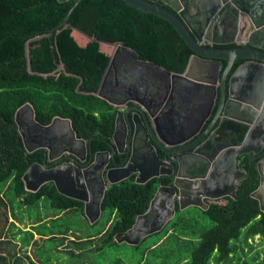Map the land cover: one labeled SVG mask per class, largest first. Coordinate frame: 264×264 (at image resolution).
Returning <instances> with one entry per match:
<instances>
[{
    "label": "trees",
    "instance_id": "16d2710c",
    "mask_svg": "<svg viewBox=\"0 0 264 264\" xmlns=\"http://www.w3.org/2000/svg\"><path fill=\"white\" fill-rule=\"evenodd\" d=\"M74 1L0 0V207L3 203L13 216L7 223L6 212L0 213V264H11L16 257L14 249L7 254L2 251L7 230L14 243L8 239L9 244L19 251L33 245L36 259L28 257L27 264H60L59 254L50 252L56 255L57 262H53V258L44 256L40 250L48 244L61 245L69 233L75 232L64 253L68 254L67 259L74 258L83 264L84 251L75 254L71 246L80 250L90 246L88 252H104L107 247L125 244L117 243L114 236L132 227L136 217L146 212L157 190L156 178L138 184L130 177L110 184L100 204L105 224L92 232L77 235L78 230L55 227L40 218L28 223L30 229H27L28 224L24 228L16 226L17 222H24L11 211L14 202L23 207L38 204L42 197L60 211L77 209L84 214L83 202L60 194L52 182L43 184L35 192L24 189L22 176L33 162H42L44 151L26 152L14 119L19 107L29 103L35 121L43 125L56 116L67 118L76 135L84 139L109 137L113 132L115 111L112 106L93 93L78 91L76 76L63 71L51 73L58 53L68 71L78 72L84 80L93 76L97 67L86 69L87 63L77 60V56H86L94 64L98 55L96 49L102 46L121 43L140 48L167 38L183 50L181 61L173 67L177 72L184 70L192 53L169 22L123 0H81L68 16L70 26L51 33L50 30L64 20ZM27 41L32 72L28 71ZM211 46L224 47H206ZM97 80L94 78L93 83ZM227 128L236 133L233 142L239 143L248 126L226 121L218 130L220 138L228 135ZM258 183L256 168L252 167L248 178L239 184L235 199L227 196L223 198L224 203L209 202L206 209L191 206L180 210L176 204L175 214L164 228L145 237L138 245H130L133 255L126 257V263L121 260V264H264V249L253 252L255 246L250 242L258 236V246L264 245V213L251 196ZM35 234L39 239H34ZM39 243L41 246L36 247ZM19 261L17 259L16 263ZM115 261V264L120 263L119 258Z\"/></svg>",
    "mask_w": 264,
    "mask_h": 264
},
{
    "label": "water",
    "instance_id": "95a60500",
    "mask_svg": "<svg viewBox=\"0 0 264 264\" xmlns=\"http://www.w3.org/2000/svg\"><path fill=\"white\" fill-rule=\"evenodd\" d=\"M60 2L65 0H58ZM81 0H75L64 20L51 29L50 32L58 33L61 27H68V16ZM143 12L151 13L169 22L185 44L190 48L193 55L188 63L183 75L192 79L197 85L215 84L214 80H206L203 76L196 78L189 76V70L193 59L198 61L197 70L201 73L209 67L205 63L214 60L220 67L225 63L223 71L219 68L217 78H220V102L214 115L213 122L219 114H227L229 103L233 105V117L236 121L248 126L242 141L236 145L224 147L216 155L211 163L210 169L203 178H181L177 177L172 185H158L157 190L150 201L145 213L138 215L131 228L124 232L117 233L114 240L117 243H127L138 245L145 237L161 231L166 223L174 216L175 206L183 210L194 206L201 209L208 207L209 201L221 199L223 197L236 198L235 190L237 183L246 177V171L237 168V157L245 153L258 154L264 147V0H123ZM160 3V4H159ZM162 4V5H161ZM169 7L172 11H170ZM249 46H244L248 42ZM216 45H227L237 43L238 46L232 49H215L205 47L206 42ZM26 56L28 71L32 72L30 64L29 41L26 43ZM241 62L234 71L231 66L236 62ZM199 65V66H197ZM180 76L178 73H173ZM183 76V77H184ZM226 102V105H225ZM225 105V106H224ZM22 107H29L25 103ZM223 107H225L223 109ZM18 110L15 112V122L21 135L26 152H32L39 146L30 148L25 143L24 133L20 128ZM133 110V111H132ZM178 114V110L174 111ZM137 108L126 109L123 113L128 124L127 135L129 146L134 149L137 141H142L150 153L151 159L160 160L154 152V148L161 146L164 139L159 131L155 120L146 112L142 116L144 121L142 136L138 138L137 118L140 115ZM120 114H116V121ZM142 115V114H141ZM65 121L70 125V120L62 117H54L52 122ZM35 125L48 129L50 124H40L35 121ZM51 122V124H52ZM74 136L73 130L70 128ZM116 132L113 133V137ZM177 134V131H175ZM75 140L84 142L82 139ZM113 141V139H112ZM112 141L107 144L112 150V155L116 151V145ZM90 147V146H89ZM72 152V151H71ZM73 153V152H72ZM108 153V152H107ZM133 154V153H132ZM72 160L80 159L77 154H72ZM146 155L140 158L145 159ZM52 160L50 153H44L41 163L33 162L22 176L24 189L35 192L43 184L52 182L57 191L67 197L83 202L85 215L90 223L95 222L101 215V200L107 186L118 183L136 174L134 182L143 184L153 177L165 172L157 165L154 168H144L143 165H135L130 162L116 167L109 168L105 176L101 178L102 190L100 199L96 203L95 211L89 212L91 196L88 195L86 184L88 182V170L81 169L71 162L58 165H50L47 161ZM257 172L259 184L251 192V196L258 201L259 209L264 213V157L257 161ZM149 170L148 172H144ZM62 179L69 183L72 191H68L61 186ZM84 193V195H82Z\"/></svg>",
    "mask_w": 264,
    "mask_h": 264
},
{
    "label": "flooded vegetation",
    "instance_id": "af4514ba",
    "mask_svg": "<svg viewBox=\"0 0 264 264\" xmlns=\"http://www.w3.org/2000/svg\"><path fill=\"white\" fill-rule=\"evenodd\" d=\"M249 43L250 39L248 42H244V46H249ZM207 45L216 44L207 41L204 46ZM231 45L225 44V46L220 45L224 47L211 46L208 48L232 49L238 46L237 43ZM96 50L98 55L94 58V64H91L86 56H77V60L87 63L86 69L97 67L93 76H88V80H84V77L78 72H69L60 53H58L56 67L51 73L59 74L63 71L76 76L79 79L76 86L78 91L93 93L112 106V110L115 111V119L111 136H91L84 139L76 135L71 123L69 125L61 120L55 122L51 120L52 124L49 123V128L44 129L35 125L31 108L22 106L18 108L20 128L24 133L25 143L28 147L43 146V148L34 150L42 149L44 153L49 152L52 160L47 162L52 166L71 162L73 165L89 171V179L86 184L87 193L91 196L89 212L95 211L96 203L100 199L101 178L105 176L107 169L116 167V164L125 165L130 162L135 165H143L147 169L157 165L159 170L164 168L165 172L169 171V174L153 178L158 180V185L169 186L177 177H205L210 169V163L216 155L224 147L238 144L233 142L236 133L232 129L225 130L228 134L226 137L220 138L218 132L226 121L238 122L233 117L232 103H229L227 107V114L224 115L222 111L216 121L212 123L220 102V78L216 79L217 73L219 68L223 71L225 63L220 67L218 62L211 60L205 63V66L209 67L204 73H201L196 67L198 61L193 59L192 66L194 67L189 70V76L196 78L201 75L206 80L216 81L212 85L200 86L183 75L193 53L188 56L184 70L182 72L175 71L173 67L181 61L183 50L167 38L165 41L160 40L155 44L149 42L147 46L140 48L115 43L99 47ZM240 63L236 61L231 66L232 72ZM173 73H178L180 76H175ZM94 78L98 79L96 84L93 83ZM132 108L139 109L142 114L136 117L138 138L142 136L144 129L142 116L148 112L155 120L164 139V142L161 141L160 147L154 148V152L160 160L151 159V155L142 145V141H137L134 149L129 146L127 138L129 128L123 113L126 109ZM177 110L178 114L176 115L174 111ZM117 113L120 115L116 121ZM70 128L73 130L74 136L71 134ZM114 132L116 133L113 137ZM75 138L82 139L84 142L77 141ZM108 141H112L116 145L117 152L114 155L107 144ZM102 145L103 147H101ZM71 151L77 154L80 159L72 160L73 153ZM143 154L146 155L145 159L140 158ZM241 156L237 157V167L245 170L247 177L237 183L236 190L239 184L248 178L249 170L252 167L257 171V161L264 157V147L258 154L245 153ZM147 169L144 172H148ZM202 169L204 172L201 171ZM135 176L136 174H132L130 177L135 178ZM60 181L62 188L72 191V188L68 189L71 187L69 183H65L62 179ZM83 212L85 214L84 205Z\"/></svg>",
    "mask_w": 264,
    "mask_h": 264
},
{
    "label": "rangeland",
    "instance_id": "374dc122",
    "mask_svg": "<svg viewBox=\"0 0 264 264\" xmlns=\"http://www.w3.org/2000/svg\"><path fill=\"white\" fill-rule=\"evenodd\" d=\"M65 122V121H63ZM66 123V122H65ZM68 124V123H66ZM1 198V197H0ZM214 201H209V202H215ZM224 199H218L216 202L218 203H224ZM4 204H1L0 207V213L4 214L6 212L7 214V223H9L11 221V217L12 213H9V211H7V206H3ZM11 211H15L18 218L24 222V224H19L18 222L16 223L17 227L23 228L26 224L28 223H32L34 220L40 218L43 219V223H46L49 225L50 224H54L52 226L55 227H69L70 230H78L77 231V235H80L81 233H87L91 230H97L98 228H101L104 226L105 224V217L104 215H100V217L97 220V223L93 226H91L89 219H86L85 217L82 216V214L80 213L79 210L77 209H72L69 211H60L58 209H56L55 207H53L50 202L47 200V198L42 197L38 204H34V205H28V206H19V204L17 202H14V210ZM11 214V215H9ZM56 215V216H54ZM55 217L54 220H52V217ZM45 217H50L51 220H46L47 218ZM6 228V227H5ZM16 228V227H15ZM14 229V228H13ZM15 230V229H14ZM4 232H6V229L4 230ZM7 234V238L3 241L5 242V244L3 245V249L2 250L5 254H7L9 251H12V249H14L13 251H16V257H14V261H11V264H27L28 263V259H36L34 252H33V245H28L25 249H23L22 251H19L17 247H13L12 245L14 244L12 241V237H11V232L8 231ZM75 232L69 233L68 237L70 235H72L73 237H75ZM156 236L153 235L149 238H147L146 242H149L152 237ZM8 239L11 240V242L13 244H9ZM34 239H39L38 235H34ZM250 242H253L255 249L253 250L256 251L258 249L262 250L264 249V245L262 246H258V244H260V240L259 237L256 236L253 240H251ZM125 244H120L117 247H107L105 249L104 252H97L95 250L92 251H84L83 254V258L81 260H87L86 264H115V260L116 258H119L120 263L121 264V260L123 262L126 263V257L127 256H132L133 251L132 248L129 247L130 245H126ZM146 244V243H145ZM144 243L142 245H145ZM41 246V243L37 244L36 247ZM64 248V245H59V246H53L51 244H48L46 246H44L43 249H41L40 251L43 253L44 256L49 257L51 260L53 258V260L56 259V255L51 254L50 252H52L51 250H53L54 253H61L62 249ZM67 248V247H66ZM66 254V253H65ZM137 252L134 253V255H136ZM251 254V253H250ZM249 254V255H250ZM68 255V254H67ZM66 255V257L68 258V256ZM29 257V258H28ZM20 259V261L18 263H16L17 259ZM73 261H75V263H72ZM80 260L74 259V258H69L67 261V264H79ZM55 262V261H53ZM62 262V261H61ZM81 262V261H80ZM96 262V263H95ZM62 264V263H60ZM66 264V263H65Z\"/></svg>",
    "mask_w": 264,
    "mask_h": 264
},
{
    "label": "crops",
    "instance_id": "0c3cea01",
    "mask_svg": "<svg viewBox=\"0 0 264 264\" xmlns=\"http://www.w3.org/2000/svg\"><path fill=\"white\" fill-rule=\"evenodd\" d=\"M82 216L83 217H85L86 219H88L87 217H86V215L85 214H82ZM90 224H92V223H90ZM17 225V224H16ZM18 226V225H17ZM29 227H31V225H27V229H30ZM24 228V227H23ZM36 235V234H35ZM74 237L72 236V235H70L69 237H67L64 241H62L61 242V245H64V248L62 249V251H61V253H59V262L60 263H62V264H67V261H68V259H67V257H66V255L67 254H65L64 253V251H65V249H66V246H67V243L69 242V240H72ZM71 247H73L72 249H73V251H74V253L76 254V253H78V252H81V251H87V250H89V248H90V246H88V247H84L82 250H80V249H78L76 246H74V245H72ZM80 250V251H79ZM51 251H53V250H51ZM56 254H58V253H56ZM53 261H56L57 262V260H53ZM62 261V262H61ZM78 263H80V261L78 262ZM87 263V260H84V263L83 264H86ZM72 264V263H71Z\"/></svg>",
    "mask_w": 264,
    "mask_h": 264
},
{
    "label": "bare ground",
    "instance_id": "6f19581e",
    "mask_svg": "<svg viewBox=\"0 0 264 264\" xmlns=\"http://www.w3.org/2000/svg\"><path fill=\"white\" fill-rule=\"evenodd\" d=\"M231 45V44H230ZM225 46V45H224ZM235 66V65H234ZM233 70V69H232ZM231 70V72H232ZM218 122V121H217ZM217 124V123H216ZM215 127V126H214ZM208 130V129H207ZM202 137V136H201ZM194 148V147H193ZM187 151V150H186ZM185 152V151H184ZM159 153V152H158ZM175 154V153H174ZM242 157V156H241ZM239 158V157H238ZM211 164V163H210ZM238 168V167H237ZM247 177V176H246ZM132 178V177H131ZM125 182V181H124ZM226 198V197H225ZM217 201V200H216Z\"/></svg>",
    "mask_w": 264,
    "mask_h": 264
}]
</instances>
